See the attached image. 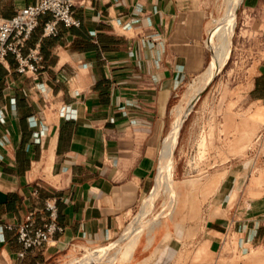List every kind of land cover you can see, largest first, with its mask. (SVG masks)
<instances>
[{"label": "crops", "instance_id": "1", "mask_svg": "<svg viewBox=\"0 0 264 264\" xmlns=\"http://www.w3.org/2000/svg\"><path fill=\"white\" fill-rule=\"evenodd\" d=\"M37 1L0 0V15ZM242 12L236 42L248 33L261 52L241 79V103L256 118L264 107V0H243ZM74 15L80 26L60 23L48 37L43 23L52 16H42L29 41L44 53L36 77L20 73L11 53L0 64V264H73L86 248L117 239L152 188L183 81L212 62L203 0H78ZM183 139V149L193 148ZM219 165L227 172L200 224L159 220L173 209L160 212L129 258L103 264H196L203 250L198 263L218 264L227 230L264 246L263 184L251 180L246 159ZM174 169L187 172L175 160ZM49 198L65 230L20 256L17 227L30 213L43 225Z\"/></svg>", "mask_w": 264, "mask_h": 264}, {"label": "rangeland", "instance_id": "2", "mask_svg": "<svg viewBox=\"0 0 264 264\" xmlns=\"http://www.w3.org/2000/svg\"><path fill=\"white\" fill-rule=\"evenodd\" d=\"M203 4L207 10L209 22L206 35L209 65L212 59L209 43L213 48V40L217 41L212 33L215 34L220 28L222 17L228 10L229 0H203ZM242 9L243 2L237 11V22L231 37L232 45L227 62L201 93L181 128L173 159L175 160V167L177 164L179 167L187 166L186 174L181 176L174 169L171 191L162 187L158 193L155 192L154 206L151 198H148L147 203L146 201L144 203L142 213L144 215L150 209L151 212L146 217L143 216L138 224L129 231L130 234L127 239L114 246L106 259L98 264L106 263L109 260L118 263L129 258L143 228L156 219L160 212L163 214L173 209L170 214L161 217L159 220L168 219L169 215H175L178 216V220L182 219L187 225L195 222L200 224L204 206L210 202L212 195L217 192L221 185L222 177L226 175L227 167L219 165L222 162L246 159L251 180H258L259 184L264 186V140L258 139L260 131L264 129V107H261V116L253 118L251 117L252 107L242 105L246 87L242 84L241 79L246 67H243L244 63L241 61V56L231 54L237 41L239 21L240 17L243 16ZM253 69L254 67L250 70L253 71ZM201 77L202 74L183 81L176 103L184 102L182 104L186 105L187 99L194 91L192 87L200 85ZM173 117L175 121L176 112L174 116V110ZM189 136L192 138L193 148L191 146L183 149V138L188 139ZM260 147L263 148L262 151L257 157H253L254 151L259 150ZM158 175L159 170L157 168L150 192L157 184ZM262 191L264 189L260 193ZM141 207L142 199L139 201L129 223L132 222ZM146 219L147 221L144 223ZM127 226L123 232L126 231ZM123 234L115 240L121 239ZM93 249L95 248H86L84 254L87 252L89 254ZM185 253L190 256L194 252L187 248ZM197 253L198 251L194 253V255L196 254L194 258L196 262L194 263L200 264L198 261L202 259L205 251ZM83 264H96V262ZM218 264H264V246H246L239 241L236 232L233 231L225 242L224 254Z\"/></svg>", "mask_w": 264, "mask_h": 264}, {"label": "built area", "instance_id": "3", "mask_svg": "<svg viewBox=\"0 0 264 264\" xmlns=\"http://www.w3.org/2000/svg\"><path fill=\"white\" fill-rule=\"evenodd\" d=\"M77 1L38 0L36 3L22 7L12 17L6 18L0 15V64L4 63L11 53L18 62L17 70L20 73H31L36 77L44 66V53L40 41L29 45L30 38L40 26L42 16L47 13L52 17L43 23L44 37L58 35L60 23L66 26H80L81 20L74 15ZM231 54L242 57L243 67L261 57V52L254 47L253 36L248 33L242 35L240 42H236ZM258 139L264 140V129L260 131ZM262 149L260 147L259 150L254 151L253 157H257ZM45 208L48 215L43 225H35L33 213L28 214L25 221L18 225V240L23 247L19 252L20 256H24L27 250L50 243L56 234L64 232V226L58 221L59 209L56 201L51 198L46 199ZM123 231L121 234L124 233ZM229 235L230 231L227 230L224 235L225 242ZM86 255L88 254H83L76 264H79Z\"/></svg>", "mask_w": 264, "mask_h": 264}, {"label": "bare ground", "instance_id": "4", "mask_svg": "<svg viewBox=\"0 0 264 264\" xmlns=\"http://www.w3.org/2000/svg\"><path fill=\"white\" fill-rule=\"evenodd\" d=\"M243 0H229L228 4V10L225 14L223 19L221 20V25L218 31L212 35L217 38V41L213 40V48L211 46V43H209V46L212 51V62L207 68L205 72L202 73V77L200 79L201 83L198 87H192L194 89L193 93L189 96V98L186 101V105L180 104L175 112H176V118L173 123V126L171 127L170 131L164 138V146H163V152H162V161H161V155L160 160L158 164V170L159 175L157 179L156 186L152 189V191L149 193V195L145 198L144 201H146L148 198H151L153 206L155 204L154 201V195L155 192L158 193L162 187L168 188L170 191L172 189V181H173V167H174V152L176 149V146L179 141V136L181 132V128L183 126L184 121L186 120L187 116L191 112L192 108L194 107L196 101L199 99L201 93L204 91V89L207 87V85L210 83V81L213 79V77L221 70L224 63L226 62L230 50H231V37L235 29V25L237 22V11L239 6ZM199 78V77H198ZM169 192V191H168ZM144 215L142 213V209L137 213L135 219L133 222L127 227L126 231L122 235V238L119 240H114L110 243V245H106L103 247L98 248L95 251H92L85 256V258L81 259V262L79 264L85 263V262H100L106 258L109 251L116 246L120 242H124L128 235L130 234L129 231L132 230L138 222L141 220L143 216H147L150 212V210H147ZM147 221L144 220V223ZM140 228L141 226L138 225ZM76 264V263H73Z\"/></svg>", "mask_w": 264, "mask_h": 264}]
</instances>
